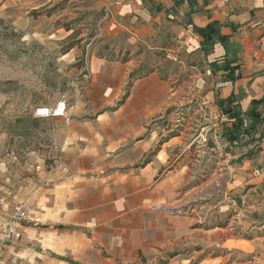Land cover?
<instances>
[{
  "label": "crops",
  "instance_id": "1",
  "mask_svg": "<svg viewBox=\"0 0 264 264\" xmlns=\"http://www.w3.org/2000/svg\"><path fill=\"white\" fill-rule=\"evenodd\" d=\"M101 2L110 5L112 26L128 33L130 42L169 51L189 70H206L197 85L211 118L223 126L233 121L218 105L229 97L244 114L254 107L264 114V0ZM210 24L223 39L213 35L204 43L194 26ZM228 62L239 65L234 81L227 77ZM90 67L93 78L86 95L70 105V120L56 117L60 125L44 151L51 166L41 160L43 168L31 170L17 190L0 175L4 208L29 202L37 217L23 227L21 241L1 250V264H135L140 252L196 237L194 217L152 208L166 200L174 182L173 173H164L177 137L157 149L154 145L160 135L155 126L178 90L153 71L133 80L120 103L132 71L128 62L98 58ZM261 132L264 125L251 138ZM255 143H260L258 155L243 157L235 174L237 183L249 186L242 193L249 205L238 210L237 222L253 231L254 238L247 239L253 247L255 232L264 227V167L259 166L264 137ZM236 240L246 241L226 237L222 246H241Z\"/></svg>",
  "mask_w": 264,
  "mask_h": 264
},
{
  "label": "rangeland",
  "instance_id": "2",
  "mask_svg": "<svg viewBox=\"0 0 264 264\" xmlns=\"http://www.w3.org/2000/svg\"><path fill=\"white\" fill-rule=\"evenodd\" d=\"M109 6L101 0H0L1 178L17 190L41 160L51 166L44 151L60 124L55 117L35 118L33 112L63 95L72 106L86 95L91 80L71 85L86 66V53L89 62H128L134 80L158 71L178 90V97L155 126L160 135L154 149L177 138L169 147L164 173H173V185L166 200L152 208L194 217L197 231L196 237L140 252L135 264H264V227L255 232L253 247L247 242L254 238L253 231L237 222L238 210L249 205L242 195L249 186L237 183L235 175L240 154L252 150L244 160L254 158L260 143L248 136L230 143L197 85L206 70H189L169 51L130 42L128 33L112 26ZM260 162L263 168L264 159ZM226 237L246 241H234L238 247L222 246Z\"/></svg>",
  "mask_w": 264,
  "mask_h": 264
},
{
  "label": "built area",
  "instance_id": "3",
  "mask_svg": "<svg viewBox=\"0 0 264 264\" xmlns=\"http://www.w3.org/2000/svg\"><path fill=\"white\" fill-rule=\"evenodd\" d=\"M86 66L81 74L73 79L71 85L85 84L93 78V73L89 62V53L85 56ZM70 108L69 98L66 95L61 96L55 104L37 106L33 112L35 118H52L65 117L66 121L70 120L68 110ZM249 122L245 120L244 126L247 127ZM38 170L43 168V164L36 166ZM5 201L0 199V252L1 250L23 238V227L37 222L35 208L29 202H14L12 207L4 208ZM1 264V262H0Z\"/></svg>",
  "mask_w": 264,
  "mask_h": 264
},
{
  "label": "trees",
  "instance_id": "4",
  "mask_svg": "<svg viewBox=\"0 0 264 264\" xmlns=\"http://www.w3.org/2000/svg\"><path fill=\"white\" fill-rule=\"evenodd\" d=\"M194 29L204 37V43H210L212 41L213 35H217L220 39H223L219 28L214 25L210 24L206 27L194 26ZM226 64L228 65L227 77L232 81L236 80V78L239 76V73H237L239 65L236 64L234 66H230L229 62ZM134 73L135 71L130 73V80L127 84L126 93L120 100V103L126 99L130 91V87L132 86V82L135 78ZM218 105L224 112L228 114L231 119H233L232 122L224 125L223 131V135L230 143H235L246 136L250 137V141L252 142L255 140H261L264 137V132H261L258 137L254 136L251 138V135H256L259 133L260 128L264 125V114L259 113L255 107L247 114H244L235 107L234 99L232 97L220 100ZM245 120L249 122L247 127L244 126ZM252 153L253 151L250 150L247 154L241 156L240 160L245 156L251 157Z\"/></svg>",
  "mask_w": 264,
  "mask_h": 264
}]
</instances>
